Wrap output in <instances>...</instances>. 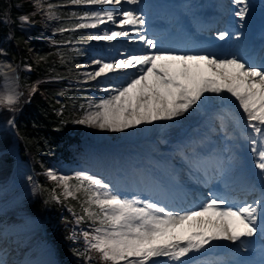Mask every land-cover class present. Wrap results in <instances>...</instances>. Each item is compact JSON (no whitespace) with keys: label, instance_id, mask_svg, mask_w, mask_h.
Masks as SVG:
<instances>
[{"label":"snow or ice","instance_id":"6c2138e0","mask_svg":"<svg viewBox=\"0 0 264 264\" xmlns=\"http://www.w3.org/2000/svg\"><path fill=\"white\" fill-rule=\"evenodd\" d=\"M70 3L99 6V10L80 14L74 29L115 26L90 34L80 43L125 38L147 49L139 53L125 50L117 53L121 58L101 57L92 61L95 67L86 73L88 80L108 78L116 73L127 75L129 71L132 75L122 85L105 87L103 91L112 94L75 123L123 132L183 117L195 111L207 94L230 95L251 129L249 142L255 157L254 167L264 180V59L255 64L236 54H176L165 50L156 36L148 35L144 12L123 8L125 3L139 6L141 0H70ZM232 3L237 9L234 15L242 25L249 12V0H232ZM55 7L51 3L47 5L49 19L57 18ZM20 19L23 23L30 22L28 16ZM69 30L72 29H59ZM229 36L228 30L218 32L221 41ZM17 100V95H8L3 102L12 106ZM203 165L204 162H195L197 168ZM222 166V161H216L217 170H222ZM47 175L62 187L64 199L80 202L82 214L78 215L77 223L91 224V231L82 233L86 253H95L100 264H158V258H167L171 264H215L197 261L195 257L205 254L215 242L227 241L246 251L254 238L264 239V196L236 206L222 195L209 193V199L198 209H176L152 200L123 197L112 185L87 173H78L75 183L73 178L58 176L51 169ZM39 190V186L34 189ZM50 199L62 202L61 196L54 193ZM76 238L75 233L70 237ZM82 255L89 261L93 259L91 255ZM0 264L4 261L0 260ZM238 264L251 262L241 260ZM260 264H264V258Z\"/></svg>","mask_w":264,"mask_h":264},{"label":"rangeland","instance_id":"374dc122","mask_svg":"<svg viewBox=\"0 0 264 264\" xmlns=\"http://www.w3.org/2000/svg\"><path fill=\"white\" fill-rule=\"evenodd\" d=\"M33 1H35L40 11L44 14L45 20L50 26H52V23L54 24L60 19L59 13L56 10L54 11L57 14V18L49 19L47 15V5L51 3L57 6V2H53L54 0ZM186 1L187 3H191L193 1L197 2V0ZM202 3L204 7L208 4H211L212 6H210L212 8L214 7L213 0H203ZM215 3L219 5V9H223V12H221L225 13V19L223 21L229 19L237 10L236 6L232 3V0H223L222 2H220V0H215ZM65 4L71 5L75 8L74 12L78 14V20L79 15L84 12L99 10V6L73 5L70 3V0H66ZM127 5V3L123 4V8L126 10H134V8H130ZM187 6V4L182 6L183 16H189L190 10ZM114 27L115 26L108 24L102 25L100 29H85L87 39L90 34ZM195 30L197 31L196 28ZM224 30L232 32L231 38L235 39L229 42V47H232V50L234 48L238 50L240 40L239 31H232L225 25L218 28L219 32ZM215 34L217 37L214 35H211V37L218 38V33L215 32ZM201 36L204 38L210 37L204 34H201ZM9 37L10 35H7L3 40H9ZM119 40L120 44L116 47L112 44V42L106 41L93 40L87 44L81 43L82 50L84 51V58H82L81 62L78 64L80 67V78L77 82L83 85V89L88 90L89 92L87 93L86 110L82 115L77 117V119L83 118V116L89 111H95V105L99 103L100 100L107 98L112 94L111 92L103 91L105 87L113 84L116 86L122 85L126 82V77L132 75V72L130 71V74L127 75H124V73H116L110 74L108 78H98L97 80H88L87 78L86 73L94 70L95 66L92 64L94 59L101 57L106 59L121 58L117 56L118 52H123L125 50L132 52L135 50L137 45L136 42H129L125 38H121ZM2 42L3 41H1L0 44V75L4 78L3 89L6 91L1 94L2 89L0 90V104L4 103L3 101L8 95H17L19 98L18 87L20 86V82L18 83L17 79L19 66L8 53L7 48L4 46V43L2 44ZM225 48L226 47L221 49L226 50ZM251 63L256 64L255 60ZM235 102L234 98L230 97V95H225L222 98L220 96L215 97L214 95L207 94V99L199 108L202 124L197 126L193 125V130L185 136H180L181 138L176 134L167 138L162 137V132L165 133V126L162 128L161 123L159 122H155V124H150L148 126L150 128H154L156 126L155 128H158L161 132L156 130V133H154V131H152L153 129H145L141 131L140 134L138 131L137 135L140 139L139 142L133 141L129 138L132 136L133 129H127L123 132H111L76 123L75 130L79 131V142L78 144L71 146L70 150L74 152L73 155L71 154L72 163L66 164L64 162H57L51 170L55 171L58 176L73 178V183L76 182L75 176L78 173H87L96 176L112 185L121 196L129 199L138 197L142 201L152 200L176 209H189V205L196 202V205L192 209H198L204 201L197 206V201L200 197L194 191V187L198 188L197 186H200V191L204 188V186L201 185V178L204 179L205 174L207 173H203L202 171V167L205 165L202 154L206 151L207 146H210L209 149L211 148L213 151L211 155V158L213 157V161L216 159V161L219 160L223 162V171L220 172L221 179L218 177L212 178V175L208 177L205 181L207 184L206 189L212 188L214 184H217L216 186H221L228 190V188L232 186L226 185V182L232 183V181L237 178L228 173V170L232 171L230 168L235 170V175L239 174L240 176H244L243 168L246 163L254 166L255 157L250 151L251 145L249 142L252 137V132L251 129L247 127V121L242 110L239 108L238 103L236 102V104ZM202 107L203 109L205 108L208 110V112L204 113ZM10 121H13V117L9 118V122ZM216 123H219V128L211 130L210 127L215 126ZM10 124L11 123H9V125ZM2 125H4V122L0 118V145L3 144L2 142L5 138L10 137L12 141L8 144V146H6V149L0 147V177L2 176L1 169L4 166L1 159V153L4 151L13 153L16 158V163L14 161V166H11V173L8 176L7 181L0 180V260H3L4 264H61V262L57 259L55 248L52 246L49 237L45 235L47 239L41 237L43 240H40L38 237L33 235L35 229L39 228V230H41L43 227L41 226V217L29 211L30 202L38 193V191H34L37 187L38 180L34 172L32 158L26 157L22 159L20 157L18 152L19 147L17 146L16 141H14L15 137L12 136L11 133L7 132ZM11 126H13V124H11ZM11 126H9L10 129L12 128ZM208 135L212 136L216 140V145H209L211 139ZM175 137L178 138L174 140ZM195 138H201L203 141L199 143V140H196ZM131 150H136V153H138V150L145 152L142 156L150 158L149 162L146 164L148 170L158 167V161L167 164L171 170L170 177L174 179L173 181L181 183V191L187 195L189 201L192 197H195V199L191 200L188 205L185 201L180 202V198L178 197L179 195L177 193L173 194L171 191L167 193L163 192L164 195H162L160 191L152 192L144 184H133L130 180H127L125 184H115L114 181L119 179L118 173L121 174L122 165L126 161V159H124V155H126L127 152L130 153ZM129 161L130 160H128V162ZM196 161L204 162V165L197 168L195 166ZM132 165H135V163L132 162ZM209 168L211 167L209 166ZM16 173L20 174L18 180H16L14 176ZM145 173V170H143L141 174L137 173V176L144 175ZM120 174L119 176H121ZM194 176H197L200 180L198 182H194ZM30 177L31 179H29ZM161 180L165 181V177L161 178L160 181L155 178V183L158 185L160 182L162 184L165 183ZM249 180L251 188H253L254 184L264 185V180L260 178L259 172L254 177V181L251 179ZM131 183L133 185H131ZM168 184L169 183L167 182L165 185ZM174 186L178 187L176 184H174ZM260 188L264 190L263 186ZM80 196L83 198L82 193ZM262 196H264V191L260 192L259 195L254 193L250 196L237 198L239 199L237 202H252L253 200L260 199ZM164 197L171 199V203H168L167 198ZM12 210H16L15 214L20 218H24L22 223L14 222L10 215ZM87 231H91V228ZM26 238L34 240L31 244H29V241H25ZM218 243L219 242H216V244L210 248L220 247ZM257 243L259 245V254L258 252H252L250 250H247L246 252L241 249L243 254L246 252L249 256L253 257L254 264H260L261 259L264 258L262 257V250H264L262 238ZM50 246L52 248V254L48 257H44V250ZM198 256L200 258L197 259V261H202V255ZM165 264H171V262H167Z\"/></svg>","mask_w":264,"mask_h":264},{"label":"trees","instance_id":"16d2710c","mask_svg":"<svg viewBox=\"0 0 264 264\" xmlns=\"http://www.w3.org/2000/svg\"><path fill=\"white\" fill-rule=\"evenodd\" d=\"M53 2L58 4L54 10L60 19L50 26L35 1L0 0V44L3 41L19 66L20 82L17 103L12 106L1 103L0 118L4 122L2 127L15 137L20 157L32 158L37 186L41 189L29 205V211L42 219L43 228L35 229L33 235L40 240L47 239L45 235L49 237L61 264H100L95 253H86L82 233L91 224L77 223L78 215L82 214L80 202L64 199L62 187L47 175L57 162L72 163L74 152L70 149L79 142L75 121L86 110L89 92L77 82L78 64L84 58L80 42L87 39L86 30L74 29L78 14L74 7L65 4L66 0ZM23 16H28L30 22L23 23L20 19ZM61 28L72 30L61 32ZM7 35L9 40H3ZM0 84L1 94L5 93L1 75ZM10 117H13V126L9 125ZM11 141L10 137L5 138L0 147L6 149ZM1 156L4 166L0 180L7 181L16 158L6 151ZM53 193L60 195L62 202L51 200ZM15 211H11L12 219L22 223L24 218ZM74 233L77 238L70 239ZM33 240L26 238L25 241L31 244ZM82 254L93 259L89 261Z\"/></svg>","mask_w":264,"mask_h":264},{"label":"bare ground","instance_id":"6f19581e","mask_svg":"<svg viewBox=\"0 0 264 264\" xmlns=\"http://www.w3.org/2000/svg\"><path fill=\"white\" fill-rule=\"evenodd\" d=\"M222 1L220 0V2H222ZM202 2H203V0H197V2L193 1L191 3H187L186 0H141V4L139 6L130 5V4H128L127 6L130 8H134V10L135 9L138 11L142 10L146 14L147 23H146L145 27L147 28L148 35L151 37L153 36L151 30H153V27L156 26L153 23H156L157 17L159 18V16H161L162 18L160 19V22L165 23V24H172L173 22H176L174 25H177L176 27H178V28L176 29V28H173L171 26L170 32H169V33H171L170 35L165 36V34H164L163 36H156L159 40V43L162 45L163 49H165V50L174 52L176 54H185V53L197 54V53H202V52H215L219 56H228L230 54H236L237 55V52L234 51L236 49L234 48V50H232V47L230 48L228 45L230 41L235 40L234 38H231L232 32H230V36L226 40V42L221 41L218 38H217V40L211 38L212 39L211 41H208L205 44H200V43L196 42L194 39L190 42L189 38L186 37V32H188V30H189L188 29L189 25H193V27H195L197 30H201V31H205V32L216 30L217 28L225 25V26H227V28L230 26L232 31L233 30L239 31V35H240L241 40H239L240 42H239V49H238L239 53L238 54H239V56H241V57L243 56L244 59L251 62L254 57H250L247 59L245 56L252 54L251 49L254 50V46H251V49H250L248 47V45L246 44V39H247L248 34L254 33L255 34L254 44H258L261 41L264 42V0H249V3H250L249 12H248V15L245 18V20L242 22V25H241V22L239 21V19L234 14L229 19H226L225 21H223L224 19H222L220 17V15H218V13H219L218 11L223 12V9L222 8L219 10L216 9L215 0H213V5H214L213 8L211 7L212 6L211 4H208V5H206V7H204ZM185 4L188 5L187 7L190 10L188 18H185L182 16V14H183L182 13L183 12L182 6H184ZM255 16L257 17V19L255 18ZM206 21H208L209 23H204ZM217 30L215 32H217ZM133 39H136V37L133 36ZM112 44L116 47L120 44V40L118 39V41L112 42ZM136 44H137L136 48L132 52L139 53L142 51H147V49L142 44H140L139 42H136ZM221 45H223V47H226L225 48L226 50H220ZM179 52H181V53H179ZM127 74H130V73H127ZM124 75H126V74H124ZM129 76H127L126 78H128ZM113 85H115V84H113ZM109 86H111V85H108L107 87H109ZM211 95H213V94H211ZM214 96L216 97V95H214ZM203 103L201 105H203ZM201 105L195 111H192L188 114H185L183 117H180L174 121H159V123H161L162 128H163V126H165V128H164L165 133L162 132V137L167 138V137H170L174 134H176L178 137H180L182 135L185 136L190 131L193 130V125L197 126V125L202 124V120L200 119V114H199V108L201 107ZM202 109H203V107H202ZM203 112L206 113V112H208V110H206L204 108ZM153 124H155V122ZM218 125H219V123H216V125L211 126L210 129L214 130L215 128H219ZM153 127H154V125H153ZM155 127L150 128L148 125H141L137 128H133L132 136L129 138H131L133 141L139 142L140 139H139V136L137 135L138 131H139L138 133H140L141 131H143L145 129L146 130H152L153 129L152 131H154V133H156L155 131L156 130L159 131V129L155 128ZM140 129H142V130H140ZM159 132H161V131H159ZM141 136H144V135H141ZM141 136H140V138H141ZM178 137H175L174 140L177 139ZM208 137L211 139L209 145H216V140L210 135H208ZM195 139L199 140L198 141L199 143L203 141V139H201V138L200 139L195 138ZM178 150H179V148H178ZM144 153L145 152H141L139 150H138V153H136V150H131L130 153L127 152V154L124 155V159H126V161L122 165V168H121L122 173L121 174L118 173L119 179L117 181H114L115 184H117V185L118 184H125L127 180H130L133 184H139V183L144 184L146 187L153 190V192H159L160 191V193L162 195H164L163 192L167 193L169 191H171V193H173V194L177 193L179 195L178 197L180 198V202L185 201L186 204H189L191 200L195 199V197H192V199L189 201L187 195L181 191V189H182L181 183L173 181L174 179L170 177V175H171L170 171L171 170L169 169L167 164H164L163 162L158 161V167H156L155 169H152V170H148L146 164H147V162H149L150 158H147L146 156H142ZM208 153H209V150H208ZM199 155H201V154H199ZM211 155H210V157H208L206 159L204 158V161L205 160L206 161H205V165L202 167L203 168L202 171H203V173L206 172L208 175H213V178L218 177L221 179V173L220 172H222L223 169L217 170V168L215 167L216 159L213 161V159H212L213 157L211 158ZM128 160H130V161L128 162ZM132 162H134L135 165H132ZM209 166L211 168H209ZM143 170H145L146 173L144 175L137 176V173L141 174ZM230 170H232V171L228 170V173H230L231 176H234L237 178H235L232 181V183L226 182V185L232 186V187L228 188V192L231 195H233V194L238 195L239 194V196H242V195L248 196L249 193H247V192L243 193L245 191H238L241 188V186H245V188L247 187L246 191L251 188L250 184H248V185L246 184L249 181L247 180L245 174H244V176L241 175L242 176L241 177L239 174L235 175V173H234L235 170L233 168H230ZM119 174L121 176H119ZM14 176H15L16 180H18L20 174L16 173ZM163 177H165V181H164L165 183L162 184L160 182L159 185L155 183V178H157L160 181V179ZM193 179H194V182H198L200 180V179H198L197 176H194ZM167 182L169 184L165 185ZM132 183H131V185H133ZM174 184H176L178 187L174 186ZM197 187L198 188L194 187V191L199 192L200 186H197ZM252 191L256 195H259L260 192H263L264 190H262L260 187H258L254 184ZM180 192H181V194H180ZM203 193L206 194V192H203ZM230 194H225V195H226V197H229ZM199 197H202V195H199ZM166 198H167L168 203H171V199H169L168 197H166ZM200 204L201 203H197V206H199ZM254 239L256 241V242H254V244L257 243L259 240H261V238L259 236L254 238ZM214 244H216V242ZM218 244L220 245V247L209 248L208 251L210 253L206 252V254L203 255V257H202L203 260L209 261L211 259L218 258L216 261L220 260V262H216V264H221V263L223 264L222 259L229 257L231 259V262H230L231 264H238V262L241 261L242 258L244 257L243 254L239 252L242 250L238 249L237 244H232V243L227 242V241H220ZM252 244L253 243H251L250 245H252ZM51 252H52V248L48 247L44 250L43 256L48 257V256H50V254H52ZM217 253H219V255L217 257H215L214 255H217ZM198 255L196 256V257H198L197 259L200 258ZM247 257H248V259H244V261L252 262L251 264H253V261L251 260V259H253V257L252 256H247ZM167 262H169V261H167V258H158V264H165Z\"/></svg>","mask_w":264,"mask_h":264}]
</instances>
